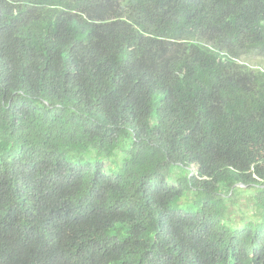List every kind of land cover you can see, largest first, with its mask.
I'll list each match as a JSON object with an SVG mask.
<instances>
[{
	"label": "trees",
	"instance_id": "trees-1",
	"mask_svg": "<svg viewBox=\"0 0 264 264\" xmlns=\"http://www.w3.org/2000/svg\"><path fill=\"white\" fill-rule=\"evenodd\" d=\"M0 264H264V0H0Z\"/></svg>",
	"mask_w": 264,
	"mask_h": 264
},
{
	"label": "rangeland",
	"instance_id": "rangeland-1",
	"mask_svg": "<svg viewBox=\"0 0 264 264\" xmlns=\"http://www.w3.org/2000/svg\"><path fill=\"white\" fill-rule=\"evenodd\" d=\"M258 62H262L261 59H253L251 63L253 64H258ZM125 154H122L120 151H116L114 155L109 158L103 160V166L106 171H109V174L115 173L119 167L122 165L124 159H125ZM72 160H75L71 158ZM78 159L80 160H89V161H95L97 160L96 158V151L95 149H89L88 151L84 152L80 157L78 156ZM113 161V163L111 162ZM171 182H174L175 184V179L172 178ZM249 192H243L240 193L235 200V204L230 206V211H231V218L239 224L245 223L248 220H251V218L254 217L255 211H254V205L253 201L250 198ZM180 209L182 210H192L195 209L196 205L192 201H187V195L184 196L181 200H179L176 204Z\"/></svg>",
	"mask_w": 264,
	"mask_h": 264
}]
</instances>
